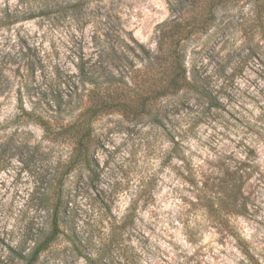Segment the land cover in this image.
<instances>
[{"label":"rangeland","instance_id":"obj_1","mask_svg":"<svg viewBox=\"0 0 264 264\" xmlns=\"http://www.w3.org/2000/svg\"><path fill=\"white\" fill-rule=\"evenodd\" d=\"M179 16L196 26L181 44L194 88L160 124L119 114L92 123L98 165L64 174L75 212L33 264H264V0H0V69L28 58L38 85L75 74L104 39L127 33L153 51L160 26ZM5 75L0 264H32L9 249L27 254L49 229L40 182L69 146L18 117L16 80ZM32 101L25 93L26 108ZM237 167L242 214L228 196Z\"/></svg>","mask_w":264,"mask_h":264},{"label":"trees","instance_id":"obj_2","mask_svg":"<svg viewBox=\"0 0 264 264\" xmlns=\"http://www.w3.org/2000/svg\"><path fill=\"white\" fill-rule=\"evenodd\" d=\"M195 28L181 16L165 22L157 32L153 51L128 33L118 36L120 43L106 38L96 47L94 59L76 65L75 74L54 71L42 77L38 85L36 68L28 58L14 57L9 62L5 69L9 78L0 69V85L3 75L10 85L16 80L18 117L38 125L44 137L59 139L69 146L65 160L51 165L40 182L38 201L40 209L49 215V229L27 254L22 249H9L16 255L17 263L28 259L33 264L54 242L61 224L70 223L75 211L68 207L69 201H64V174L80 170L90 171L91 175L97 167L92 150L96 143L92 123L97 118L119 114L135 122L149 116L155 124H160L173 106V98L182 99L185 92L194 88L196 82L187 73L181 44ZM25 93L35 99L30 108L23 102ZM170 143L169 153L175 157L179 144L175 134H171ZM239 169L234 171L230 188L226 187L235 213L242 214L245 206L235 203L243 187ZM89 180L94 182L91 177Z\"/></svg>","mask_w":264,"mask_h":264}]
</instances>
